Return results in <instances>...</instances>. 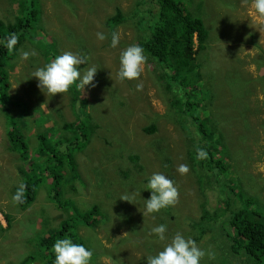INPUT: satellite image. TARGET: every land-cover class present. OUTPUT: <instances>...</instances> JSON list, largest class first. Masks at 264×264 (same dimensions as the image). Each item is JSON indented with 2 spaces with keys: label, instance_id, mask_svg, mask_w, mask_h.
I'll return each instance as SVG.
<instances>
[{
  "label": "rangeland",
  "instance_id": "rangeland-1",
  "mask_svg": "<svg viewBox=\"0 0 264 264\" xmlns=\"http://www.w3.org/2000/svg\"><path fill=\"white\" fill-rule=\"evenodd\" d=\"M151 1L41 0L43 27L37 29V35L34 33V41L26 47L18 46L11 59L14 66L9 70L11 88L7 99L0 101V264H20L30 252L38 253L41 239L68 216L52 199L58 187L53 180L56 176L49 171L54 169L53 155L47 151L57 140L64 141L61 133L56 134V127L81 118L92 120L94 133L92 140L76 152L80 175L70 178L74 174L71 170L63 172L59 201L66 202L69 209L77 206L80 211L99 206L100 212L90 223L94 225L80 224L77 216L72 220L79 223L76 230L78 238L84 239L82 244L93 251L91 264H147L146 257L165 243L150 234V229L160 224L167 226L169 239L177 232L194 239L206 253L200 264H264V255L257 261L243 248L233 253L230 239L221 236L223 231L220 238L207 233L198 239L202 203L207 201L214 210L219 205L225 208L226 199H218L217 194L224 193L212 188L204 191L206 194L202 192L187 155L194 147L193 135L204 146L208 142L211 153L224 157L229 164L223 175L240 191L236 207L249 202L264 212V21L255 16L251 0H184L193 15L203 18L209 31L206 48H201L196 39L195 58L202 77L190 84L186 96L192 103L187 113L193 119L194 115L201 116L205 123L209 139H204L202 132H193L192 136L188 132L193 119L189 117L187 124L183 121L175 105L176 94L168 90L162 78V72L167 75L168 70L158 60L144 52L146 62L139 78L122 81L117 76L121 52L139 45L143 38L133 20L134 13L139 11L144 17L143 30L157 17ZM22 7L20 0H0V18L14 19L22 13ZM117 9L127 22L123 20L113 28L119 36V44L113 48L108 17H113ZM97 32L105 33L107 38L97 39ZM77 50L86 54L85 64L78 66L80 70L97 68L93 82L80 89L85 102L78 99L73 103L70 89L47 96L31 74L64 52L79 55ZM24 51L35 55L22 59ZM186 98L183 100L188 101ZM7 108L15 121L4 113ZM9 121L30 143L25 163L9 148ZM154 123L156 131H146ZM39 133L49 136L45 143L50 147L47 145L43 154L36 149ZM76 136L80 131L75 132ZM69 145L67 141L63 148ZM181 164L189 167L188 173L176 171ZM156 172L174 181L178 200L171 210L169 206L147 214L144 199L151 191L143 188ZM42 175L36 187L37 198L29 207L22 208L13 201V190L26 177ZM123 195L130 196L132 202L121 199ZM217 213L214 227L220 228L226 211ZM209 252L214 259L209 258ZM37 259L35 264L42 260L40 256Z\"/></svg>",
  "mask_w": 264,
  "mask_h": 264
},
{
  "label": "trees",
  "instance_id": "trees-1",
  "mask_svg": "<svg viewBox=\"0 0 264 264\" xmlns=\"http://www.w3.org/2000/svg\"><path fill=\"white\" fill-rule=\"evenodd\" d=\"M141 1V4H143V0ZM20 3L23 6L21 10L22 13H18L14 19L5 21L0 18V101H5L7 99V94L11 88L9 70L14 66L13 63H11V59L16 56L18 46L22 45V47H26L29 41H34L36 39L35 34L37 35V29L43 27L42 17H40V7H42L41 0H20ZM151 5L154 6V13L157 14V17L153 23L147 24L148 29L143 30L142 22H144V17L139 14V11L137 13L135 12L133 16V20H136L138 23L139 29L143 35V38L139 41V46L143 48L144 52L147 53L149 57L158 60V62L168 70L167 75L165 73L166 71L162 72V78L168 83V90L176 94L175 105L180 111L183 121L187 124L189 117L193 119V115L187 113L188 106L192 105L189 98H186L190 93L189 86L192 82L199 81L202 77L200 64L197 63L195 58V54L197 53L195 39L197 38L199 40L201 48H205L204 43L209 38V31L204 20L199 16L193 15L188 10L184 0H152ZM123 14L124 13L120 9H117L113 17H108V25L113 33H115L113 28L117 23H121L123 20L127 22ZM146 19L151 20L150 17H146ZM116 26H118V24ZM12 33L18 36V43L14 50H8L4 47V42ZM77 53L79 56L85 58L86 54L84 55L82 50H77ZM14 54L15 56H13ZM80 91V88L76 85L70 87L73 103L78 99H80L82 103L85 102V100L80 97ZM184 97L188 101H184ZM8 110L7 108L4 113L8 115L9 120L15 121V119H11V116H9ZM200 117L201 116L194 115L193 124L189 125L187 130L191 136L194 134L193 132H202L204 133L203 138L209 139L205 132V123L201 121L202 118ZM91 121L90 119L84 121L81 118L70 122L65 121L59 127H56V134L61 133L60 136L64 141H61V139L57 140L56 143L51 146V149L47 151L52 152L53 155L54 169L49 168V171H51L52 175L56 176V179L53 180L58 187V193L56 196L52 195V199L56 202L60 210L68 213V216L60 222V225L55 228L51 234L41 239L38 244V253H36V251L30 252V254L24 257L20 264H35V262L38 261V256H40L42 260L47 259L43 262L44 264H54L52 245L57 239L68 237L75 243H83L84 239L78 238L79 234L76 230V225L79 223L74 224L72 222L74 217L76 218L77 216L81 219L80 224L94 225L90 223L92 222L93 215L100 212V208L97 204L92 205L84 211H80L77 206L69 209V205L66 202L59 201L63 194L60 180L64 177L63 172H65V169H69V171L71 170L74 173L70 178H76L80 175L77 167L76 152L84 148L92 140L91 138L94 133L95 125ZM8 125L7 136L10 144L9 148L11 151L18 153L25 163V160L28 159L27 156H29L31 152L30 143L21 133L13 128L10 121ZM193 127H195V129ZM156 128L157 125L154 123L146 127V131L153 133L156 131ZM76 131H80V136L75 137ZM47 137H49L47 134H38V146L36 149L41 154L45 153V149L50 147L45 143ZM193 140L194 147L192 148L191 146L187 155L194 166L191 168V171L195 173L196 178L201 184L202 192L204 193L207 189L212 188L216 190V193L219 191L224 193V196H222L223 194H217L218 199H221V197L226 199L225 208L219 205L216 206L214 210L211 209L212 207H209L207 201L202 203L203 214L200 219L202 232L198 239H202L204 234L207 233H213L214 238H220L221 236L229 238L231 241V251L233 253H238V251L243 248L251 257L254 256L255 260H261L264 255V212L251 207L249 202H247L246 205L241 203L236 207L238 203L236 198L240 197L241 194L240 191L237 190L236 185L226 180L223 175L226 170L229 169L227 160L223 157L224 161L223 158L216 157L212 154V149L207 147L208 142H206L205 146L202 145V141L195 135H193ZM67 141L70 142V145L64 149L63 146ZM201 148L207 152V157L204 159L197 158V150ZM134 159L138 160L137 156ZM169 159L170 158H168V160ZM140 168L142 167L140 166ZM23 172L26 173V169H24ZM43 175L33 178L26 177L25 180H23V184L26 185V188L23 194V202L19 203L22 208L29 207L36 200L38 194L36 187L38 183L42 182L44 178ZM18 188L19 186L15 187L13 190L14 194L17 192ZM233 194L236 195L232 196ZM172 206H170V210ZM219 210L226 211V214L221 217L223 226L215 228L214 223L218 220L217 212ZM96 220L97 218H95L94 223H96ZM159 222L161 223L162 219H160ZM222 231L225 233L224 235L220 234ZM42 260H40L38 264H42Z\"/></svg>",
  "mask_w": 264,
  "mask_h": 264
},
{
  "label": "clouds",
  "instance_id": "clouds-1",
  "mask_svg": "<svg viewBox=\"0 0 264 264\" xmlns=\"http://www.w3.org/2000/svg\"><path fill=\"white\" fill-rule=\"evenodd\" d=\"M251 7L255 16L260 21H264V0H251ZM96 35L97 39L101 41L107 38L103 32H97ZM17 43L18 36L12 33L6 38L4 47L8 50H14ZM205 43L204 47L206 48ZM118 44L119 36L113 33L110 46L115 48ZM30 55H35V52L24 51L21 53V58L26 60ZM145 62L146 56L141 46L136 44L128 46L121 52L119 57L118 78L122 81L139 78ZM81 64H85V58L70 51L64 52L55 56L54 59L44 66L37 68L31 74V77L37 79L38 88L47 96L52 97L57 93H66L73 85L83 91L86 85L93 82L97 68L89 67L84 71L78 67ZM139 87L138 85V89ZM206 157L207 152L204 149L197 150V158L204 159ZM176 171L183 175L189 172V167L186 164H181ZM25 188L26 185L24 184L19 186L12 198L15 203L23 202ZM143 190L151 191L150 197L144 199V208L147 214L158 213L161 209L175 205L178 200L179 193L174 181L162 172L153 173L148 178ZM121 199L132 202L128 195H123ZM167 231L165 224H160L150 229L151 235L158 241L165 243L154 255L146 257L147 264H200L206 253L197 246L196 241L190 237H185L180 232H177L169 239L166 235ZM52 252L54 254V264H91L93 256V251L90 248H87L82 243H75L68 237L57 239L52 245ZM207 255L210 259H214L213 253L209 252Z\"/></svg>",
  "mask_w": 264,
  "mask_h": 264
}]
</instances>
